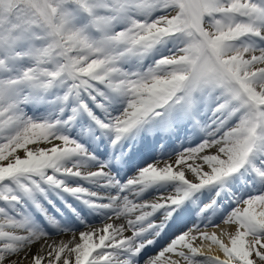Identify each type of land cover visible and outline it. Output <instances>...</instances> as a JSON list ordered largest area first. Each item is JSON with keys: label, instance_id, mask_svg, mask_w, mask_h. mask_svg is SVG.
I'll return each instance as SVG.
<instances>
[{"label": "snow or ice", "instance_id": "1", "mask_svg": "<svg viewBox=\"0 0 264 264\" xmlns=\"http://www.w3.org/2000/svg\"><path fill=\"white\" fill-rule=\"evenodd\" d=\"M0 264H264V0H0Z\"/></svg>", "mask_w": 264, "mask_h": 264}]
</instances>
